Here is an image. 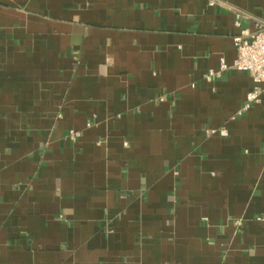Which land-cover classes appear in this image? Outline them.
<instances>
[{
	"label": "crops",
	"instance_id": "0c3cea01",
	"mask_svg": "<svg viewBox=\"0 0 264 264\" xmlns=\"http://www.w3.org/2000/svg\"><path fill=\"white\" fill-rule=\"evenodd\" d=\"M253 17L0 0V264H264V98L240 113L233 67Z\"/></svg>",
	"mask_w": 264,
	"mask_h": 264
},
{
	"label": "built area",
	"instance_id": "2783aa9c",
	"mask_svg": "<svg viewBox=\"0 0 264 264\" xmlns=\"http://www.w3.org/2000/svg\"><path fill=\"white\" fill-rule=\"evenodd\" d=\"M214 4V1H210ZM241 11L236 13V25L241 26ZM254 31L246 34L245 31L234 37V43L237 48V56L233 63V67L245 71L250 74L253 80V86L248 91L246 102L240 109V113H244L251 109L254 104L261 103L264 98V17H253ZM228 65L222 61L220 69H226ZM219 71L210 70L206 73L205 78L211 80L214 76H218ZM221 133H225L221 130ZM73 138H77L80 134L77 131H71Z\"/></svg>",
	"mask_w": 264,
	"mask_h": 264
}]
</instances>
